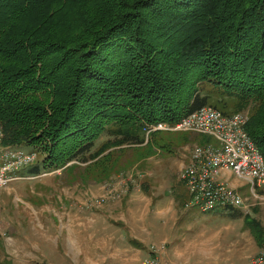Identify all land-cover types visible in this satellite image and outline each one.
Here are the masks:
<instances>
[{
    "label": "trees",
    "instance_id": "16d2710c",
    "mask_svg": "<svg viewBox=\"0 0 264 264\" xmlns=\"http://www.w3.org/2000/svg\"><path fill=\"white\" fill-rule=\"evenodd\" d=\"M207 84L237 100L213 106L223 113L248 107L264 159V0H0L2 143L46 154L25 173L80 159L104 177L123 147L170 133L143 144L145 124L206 105ZM243 220L263 244L260 222Z\"/></svg>",
    "mask_w": 264,
    "mask_h": 264
},
{
    "label": "crops",
    "instance_id": "0c3cea01",
    "mask_svg": "<svg viewBox=\"0 0 264 264\" xmlns=\"http://www.w3.org/2000/svg\"><path fill=\"white\" fill-rule=\"evenodd\" d=\"M172 155L178 157L175 151ZM176 162H172L173 166ZM23 169L19 170L22 175L14 174L11 184L0 189V194L7 192V202L17 213L13 223L16 227L20 224L17 216L22 211L17 210V197H25L19 187L24 189L28 183L32 186L34 181L43 179L25 173ZM167 169L168 173H163L166 177L162 179L154 178L152 172L145 173L147 176H136L138 182L134 183L139 186L131 187L135 191L119 202L107 200L102 207L91 203L93 196L87 198L80 192L56 195L54 201H58L61 209L73 208L78 216L77 231L70 223L67 227L62 224L63 246L55 243L37 246V249L49 250L47 255L32 254L26 261L33 264L34 258L41 256L47 264H145L142 256H149L151 246H165L159 264H247L262 250L264 239L259 245L244 225V214L252 216L253 211L248 209L239 214L232 208H215L202 212L196 206H185L186 201L183 207L182 202L180 205L177 201V171L174 169L171 173ZM29 188L33 191L35 187ZM11 192H14L13 196ZM97 192L98 189L94 188V194ZM96 195L93 198L98 197ZM38 196H29V208H33ZM152 203L157 205L154 211L149 208ZM0 208L4 219L7 213L3 212L1 203ZM1 231H5V225ZM74 233L78 234L77 241L73 238Z\"/></svg>",
    "mask_w": 264,
    "mask_h": 264
},
{
    "label": "rangeland",
    "instance_id": "374dc122",
    "mask_svg": "<svg viewBox=\"0 0 264 264\" xmlns=\"http://www.w3.org/2000/svg\"><path fill=\"white\" fill-rule=\"evenodd\" d=\"M149 20H154V18L152 17ZM142 28L146 29L147 27L142 25ZM202 90V94H207L208 96L207 105L217 106L229 112L234 110V105L237 101L235 97L218 94L211 90L208 84L203 85ZM249 111L248 107L239 110V112L247 113V116ZM160 135L162 136L161 138L152 140L148 146L123 147L133 149L140 148V153H142V155L138 154L136 149L128 151L126 157H121V163L124 161V164L117 165L116 170H113L112 173H110L111 171L107 172L104 177H102V174L97 176V173H93L94 167L91 165L86 166V164L81 162L80 159H73L67 163V166L61 168H48L49 164L44 163L45 166L42 164L41 172L32 176L42 177L43 179L34 181L32 186L28 183L24 188L25 190L22 187H19V190L25 194V197L27 195V198H23L17 193V195H19L16 201L18 204L17 210L22 209V211H20L21 213L17 216L18 221L20 222L17 227L13 224L17 213L11 206H9V202H7L8 198L5 197V193L7 192H5L4 195L1 193L0 203L1 206L4 207L3 212H6L7 214L4 219L0 214V264H32L26 261V259L32 257V254L47 255V251H49L47 249H37V246H44L47 243H55L59 247L63 246L65 242L62 240L64 236V233L61 232L62 224L67 227L70 223L71 227L75 228L74 230L77 231L76 226L78 224V216L74 213L73 208L61 209L57 205L58 201H54L56 195H60L61 193L80 192L87 198H91L92 196L95 197L97 194L96 196L98 197H92L91 203L95 206L102 207L108 202L107 200L119 202L127 198L129 193L135 191L132 188L139 186L134 183L138 182L136 181V176H142V174L152 172L154 178L162 179L166 177V174L162 175L166 172L165 168H169L167 170L171 173L174 169L177 171L176 174L174 173L177 179V201L180 202V205L182 202L183 207L184 202L186 201L185 206H187L192 194L189 190L190 188L187 183V177L182 176L184 175L186 168L192 163L191 151L197 146H208V143L216 146L218 143L211 135L194 132H171L162 133ZM108 138H110L108 133L105 131L102 132L94 142V147L97 148ZM19 148L25 152L35 153V159L31 165L39 161L42 162L46 156L41 148L33 145L19 146ZM110 148L119 147L113 146ZM174 151L177 153L178 157H173L172 152ZM175 160L178 162L173 166L172 162ZM179 160H181V162ZM145 167L148 168L144 169ZM22 168L24 167L18 168L12 171V173L10 172L11 177L14 178V174H21L19 173V170ZM221 177L223 183L232 188L238 189L242 196L246 198L245 203L248 205L249 211H253V218H256L257 221L260 222L263 226L264 232V187L258 189L260 195L258 194L255 198L251 197L250 184H247L248 181L245 180L244 177L225 171L222 172ZM10 182H12V179ZM10 182L6 186H0V189L7 188L11 184ZM29 187L35 188L31 191ZM94 188L98 189L96 194H94ZM145 191H147V189ZM10 194L13 196L14 192H11ZM33 194H38L39 196L37 197V202L33 203V208H29V196ZM49 195L52 196L49 197ZM98 199H103V201H100V203L97 204L96 201ZM88 203L89 201H87V204ZM51 208L53 209L51 210ZM149 208L151 211H154L157 209V205L155 206L152 203L149 205ZM233 210H235L234 213H243L242 210ZM0 212H2V208H0ZM7 224L13 229L11 230ZM3 225H5L4 232L1 231ZM7 227L9 229H7ZM10 231H13V233H10ZM15 235L16 237L14 238ZM262 235L264 239V234ZM77 236L78 234H73L75 241H77ZM148 251L149 256H146L147 258L142 256V261L145 264H159L160 257L164 256L163 251H165V246H162L161 248L151 246ZM146 259L150 262L147 263ZM33 261V264H47L42 260L41 256L34 258Z\"/></svg>",
    "mask_w": 264,
    "mask_h": 264
},
{
    "label": "built area",
    "instance_id": "2783aa9c",
    "mask_svg": "<svg viewBox=\"0 0 264 264\" xmlns=\"http://www.w3.org/2000/svg\"><path fill=\"white\" fill-rule=\"evenodd\" d=\"M247 113L225 114L219 109L204 105L182 116L177 121H158L145 124L144 143L153 132H194L211 135L218 143L214 146H197L191 151L192 163L182 177H187L191 199L188 206H196L202 212L215 208L248 210L246 198L241 192L222 181V172H232L244 177L250 184L251 197H257L264 187V159L245 129ZM0 126V186L12 179L10 172L31 165L35 153L25 152L19 146L3 145ZM103 199H98L97 204ZM147 263L150 261L146 260ZM247 264H264L262 250L251 257Z\"/></svg>",
    "mask_w": 264,
    "mask_h": 264
}]
</instances>
